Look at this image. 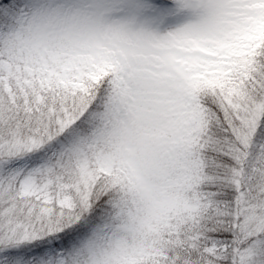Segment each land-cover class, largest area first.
Masks as SVG:
<instances>
[{
  "label": "snow or ice",
  "instance_id": "1",
  "mask_svg": "<svg viewBox=\"0 0 264 264\" xmlns=\"http://www.w3.org/2000/svg\"><path fill=\"white\" fill-rule=\"evenodd\" d=\"M0 264H264V0H0Z\"/></svg>",
  "mask_w": 264,
  "mask_h": 264
}]
</instances>
